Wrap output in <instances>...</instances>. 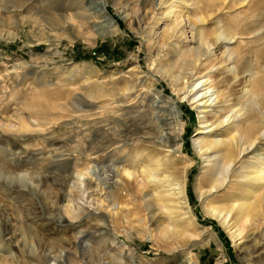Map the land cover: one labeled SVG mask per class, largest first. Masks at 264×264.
Returning a JSON list of instances; mask_svg holds the SVG:
<instances>
[{"label":"rangeland","instance_id":"1","mask_svg":"<svg viewBox=\"0 0 264 264\" xmlns=\"http://www.w3.org/2000/svg\"><path fill=\"white\" fill-rule=\"evenodd\" d=\"M170 1L175 11L163 18L146 0H0V264H264V195L234 241L205 213L196 186L217 203L241 186L207 193L211 168L193 144L200 127L242 106L230 129L252 143L245 165L264 164V0ZM165 25L178 36H162ZM199 35L210 46L195 76L219 91L206 108L163 72L191 80L181 64ZM138 139L146 152L152 141L170 153L180 144L192 160L195 225L169 219L151 188L120 180L116 168ZM163 227L177 236L158 238ZM181 230L197 235L183 239Z\"/></svg>","mask_w":264,"mask_h":264},{"label":"bare ground","instance_id":"2","mask_svg":"<svg viewBox=\"0 0 264 264\" xmlns=\"http://www.w3.org/2000/svg\"><path fill=\"white\" fill-rule=\"evenodd\" d=\"M146 1L149 2L150 7H154L156 5L155 12L159 16L162 15L163 18H170V13L175 11L174 1ZM182 3L185 4L186 1L183 0ZM103 9L104 5L101 4V8L99 9V11L104 12ZM200 20L203 21L202 18ZM186 23H188L187 25L190 27V31L195 28L196 21L190 19L189 17H187ZM164 28L165 29L162 32V36H166L168 38L172 36H178L176 35V33H174L172 28H168L170 32L166 28V25ZM198 33H200V31ZM180 34L186 35V30L184 27L181 28ZM219 38L230 39V37L227 36L226 32H219L217 34V39ZM209 46L210 43L206 39H204L202 35H199L197 38V46L196 48H194V54H191L194 55V58H191L188 61H183V63L181 64L182 68H184L185 66L186 68H192L190 74L186 76L191 79L190 81L185 80L183 82V79L185 77L184 73L181 72L182 74H180L172 72V67L164 69V71L162 70L164 73L168 74L172 83H182L185 89L191 87L187 90V94L185 96H188L193 100V102L196 103L199 100L204 99L201 100V102H198L204 108L208 107L212 102H215L219 96V91L214 86H212L211 79L208 75L205 74L195 76L196 73L194 68L197 64H199L200 58L202 57L201 55L208 51ZM177 49V55H179L180 46H178ZM202 51L203 53L201 54ZM201 60L203 62L204 59ZM234 70L235 67H231V71L233 72ZM247 79L248 80L245 86V93L249 92L248 86L252 83L253 72H250L249 78ZM197 92L200 93L197 94ZM94 95H91V97H95ZM199 104H197V106ZM243 109L244 107L241 106L238 109L231 110V114L225 115L217 122H212L211 125L200 127L195 134L196 137L193 141L194 147L196 148L198 153L201 156H204V168H211V172L208 176L210 188L206 190L207 193H210L211 189L213 188H217L228 183H233L236 186H241L240 192H236L231 195L226 203H220L219 201V203H217V201H205L203 192L200 191L199 185L197 184L196 186V190L199 193V197L201 199V203L203 205L205 213L210 214L215 219H217L218 223L226 230L228 235L234 241L243 237L242 234L244 231L245 222L250 220L252 217L260 214L262 208L259 205V201L263 198L264 195L262 192H260V189L264 186V164L262 162H255L252 165H245V154L248 151L249 147L252 146V143L243 142V138L245 137L240 132L236 131L235 133H233V130L236 127V123L230 119L232 117H239L240 115H242L244 113ZM211 126H213V128ZM231 126L234 127V129H230ZM220 127L224 128L228 136L224 137L215 134L216 128ZM204 128H209V130L207 129L208 131H203ZM262 134L263 131L260 132V135ZM178 136L180 135L177 134V137ZM145 146H149L146 144L145 140L138 139L134 141L130 151L126 155L125 161L116 168V172L118 173L120 180H123L126 183H135L138 189L151 188L152 196L155 198V201L160 205V207L166 211L169 219L178 217L177 222L181 225H183L182 223L195 225L196 221L194 215L191 212L186 195V174L188 167L192 164V160L185 153H183L180 144H178L174 148V152L172 153H170L167 149L160 148L161 145L153 141L152 151L146 152ZM234 149L237 150L236 154L232 152ZM182 156L188 158V160L184 161ZM238 167L241 169H237ZM170 168L174 169L171 170ZM111 169V166H109V170ZM231 172H236L233 174V177L235 178H233L234 180L230 179ZM203 174H206V170L203 171ZM103 202L104 201L101 200L100 204L103 205ZM117 205L120 207V209H125L126 207L122 203H117ZM69 211L70 210H68V212ZM169 226L173 227L175 226V224L172 223ZM167 227L159 229V236H157L158 238H168L173 235L177 236L174 228H170L174 229L170 230ZM181 231L183 234V239H189L197 235L193 232H188L187 230ZM79 243L82 244L81 241ZM179 264H188V261L184 260Z\"/></svg>","mask_w":264,"mask_h":264}]
</instances>
